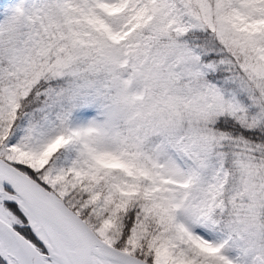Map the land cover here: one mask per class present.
Returning a JSON list of instances; mask_svg holds the SVG:
<instances>
[{
	"label": "snow or ice",
	"instance_id": "6c2138e0",
	"mask_svg": "<svg viewBox=\"0 0 264 264\" xmlns=\"http://www.w3.org/2000/svg\"><path fill=\"white\" fill-rule=\"evenodd\" d=\"M0 264H264V0H0Z\"/></svg>",
	"mask_w": 264,
	"mask_h": 264
}]
</instances>
